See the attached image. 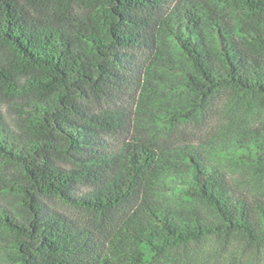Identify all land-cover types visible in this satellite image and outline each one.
<instances>
[{"label":"trees","instance_id":"obj_1","mask_svg":"<svg viewBox=\"0 0 264 264\" xmlns=\"http://www.w3.org/2000/svg\"><path fill=\"white\" fill-rule=\"evenodd\" d=\"M263 109L264 0H0V264L261 258Z\"/></svg>","mask_w":264,"mask_h":264},{"label":"rangeland","instance_id":"obj_2","mask_svg":"<svg viewBox=\"0 0 264 264\" xmlns=\"http://www.w3.org/2000/svg\"><path fill=\"white\" fill-rule=\"evenodd\" d=\"M264 118V109L261 113ZM2 161L0 160V165ZM225 169L229 172L230 176L236 178L243 188L252 190L254 192L264 195V178L257 177L253 173L246 171L245 169L232 168L229 164L224 163ZM199 250V249H198ZM233 247L230 245H221L220 241L216 238H210L200 251V256L204 259V262H220L222 264L229 262H259L264 263V252L261 254V258L254 257L251 253L234 254ZM193 252L194 249L192 248ZM249 251V250H248ZM237 257V258H235ZM258 263V264H259Z\"/></svg>","mask_w":264,"mask_h":264}]
</instances>
